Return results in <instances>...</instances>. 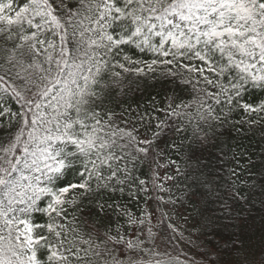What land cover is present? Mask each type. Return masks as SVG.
Listing matches in <instances>:
<instances>
[{
    "label": "snow or ice",
    "instance_id": "6c2138e0",
    "mask_svg": "<svg viewBox=\"0 0 264 264\" xmlns=\"http://www.w3.org/2000/svg\"><path fill=\"white\" fill-rule=\"evenodd\" d=\"M126 48L165 58L153 59L148 71L158 63L197 61L180 65L195 74L181 81L192 86L191 101L170 98L167 107L154 109L163 119L139 116V126L130 127L117 123L123 114L105 109L106 99L122 88L123 73L144 72L127 66L136 61ZM249 89L264 94V0H0V131L7 135L0 141V264H160L146 259L151 228L146 237L120 226L80 234L64 223L70 208L81 211L88 201L97 212L111 209L126 218L129 227L143 225V219L102 197L130 187L148 192L149 182L136 175L144 168L159 192L170 191L162 180L183 175L191 181L180 203L192 206L191 227L200 234L189 233V244L198 247L203 235L231 227L221 219L239 220L231 213L243 210L240 200L251 204V194H233L231 209L225 203V216H215L207 206L213 189L203 190L208 182L201 179L196 152L220 134L237 109L248 117L240 125H264V100L246 102ZM10 101L19 107H10ZM171 118L184 123L170 124ZM169 130L190 142L180 154L195 164L165 176L176 164L165 162L159 148ZM68 173H75L76 182ZM260 196L264 209V184ZM38 215L46 218L43 223ZM179 235L184 238L183 231ZM235 243L229 252H243L242 257L223 259L228 253L219 245L198 254L204 264H264ZM212 253L216 259H209Z\"/></svg>",
    "mask_w": 264,
    "mask_h": 264
},
{
    "label": "trees",
    "instance_id": "16d2710c",
    "mask_svg": "<svg viewBox=\"0 0 264 264\" xmlns=\"http://www.w3.org/2000/svg\"><path fill=\"white\" fill-rule=\"evenodd\" d=\"M73 3L76 0H72ZM126 54L131 57L135 64L127 66L135 69L136 67L144 69L142 74L135 71L123 73L122 88H114L112 95L105 101V109H111L117 117L123 114V119H118L117 123L121 126L130 127L132 124L139 126V116H144L145 120L149 117L159 116L164 118L163 113L154 111L156 108L167 107L170 98L176 103H188L191 101L194 93L191 85H184L182 77L195 74L187 73V70L180 67L181 64H196L197 61L177 60L171 65L158 63L153 66V71H148L147 65L151 64L153 59L163 60L164 57H158L151 52H140L134 48H126ZM166 59H172L167 57ZM119 70V69H117ZM175 74V75H173ZM200 87H204L203 84ZM244 100L250 104H257L264 100V94L258 90L249 89V93L245 95ZM9 106L18 108L19 105L15 101H10ZM214 107H219L215 106ZM195 109L193 108V111ZM247 114H242L238 109L230 114L228 123L224 124L217 131V135L203 150L197 148L196 155L199 157L201 179L208 183L204 185L203 190L207 191L209 187L213 189V195L208 198V208L215 216H225L223 211L225 203L229 209L234 204L232 200L233 194L238 196H249L251 194V204L245 205L243 200L239 203L243 205V210L237 209L231 215L239 217L236 219H221V225H231V227L216 229L215 232L205 234L197 241V246L188 243L189 233L199 235L198 230L191 227L194 219L192 206L181 204V194L187 190L186 185L191 183L185 180L183 175H177L175 181H161L170 191L159 192L154 190L151 185V173L146 169L136 172L141 179L147 180L148 192L138 190L135 187L126 189L123 194L116 193L115 196L109 198L108 195L102 197L103 200L114 205H122L134 217L143 219V225H134L129 227L126 218H119L111 209L107 213L97 212L94 203L85 201L81 211L69 209L68 218L64 221L70 228H75L80 234H84L89 228L99 229L101 232L105 228L113 230L120 226L121 230L128 228L131 234L133 228L137 230V234L141 235L139 229L143 230L148 226L150 212L154 210L155 193L163 199L161 211L166 214L169 210L176 220L166 216L158 226L159 243L158 246H150L146 248L151 250L146 259L153 262L159 261L160 264H184L185 260H195L196 264H204V258L198 253H202L214 245L220 246L221 253L225 260L243 256V252H229L233 247V241H236L235 247L249 250L252 256L259 260L264 259V209L261 208L259 200L261 199V185L264 184V131L262 124H256L249 128L247 124L240 125L238 121L246 120ZM130 123L125 125L124 121ZM153 120L152 124L155 125ZM169 123H184L176 118H171ZM237 128L240 130L237 131ZM141 132L145 129L142 127ZM154 130V128H153ZM151 136V131L147 132ZM183 133L177 135L174 130H169L163 134L159 140V148L165 154L164 161L175 160L176 164L171 165L165 176L175 174V168L178 166L184 171H189V165L195 164V161H188L186 156L180 154L187 151L189 141H182ZM7 140V135L0 131V141ZM175 142L184 145L183 149L171 147ZM67 179L76 182L78 177L75 173H68ZM217 196L221 199H217ZM176 200L175 204L171 200ZM199 199V198H197ZM254 205V207L252 206ZM164 208L165 211H164ZM180 212L182 218H180ZM75 217V218H74ZM187 218L188 222L185 223ZM37 219L43 223L45 217L37 216ZM243 221L244 223H241ZM182 224L179 227V224ZM176 228V231H173ZM180 231L184 232V238H180ZM71 238V237H70ZM162 248L165 253L162 255L154 252V249ZM167 258V259H166ZM216 253H212L209 259H216Z\"/></svg>",
    "mask_w": 264,
    "mask_h": 264
},
{
    "label": "rangeland",
    "instance_id": "374dc122",
    "mask_svg": "<svg viewBox=\"0 0 264 264\" xmlns=\"http://www.w3.org/2000/svg\"><path fill=\"white\" fill-rule=\"evenodd\" d=\"M161 171H164V170L162 169ZM158 195L159 194H157V192H156L155 193V197L157 198ZM153 203H154V210L150 212V216L148 218V220H149L148 226L143 230V233H141L142 236L146 237L148 228H151L152 232L154 233V240L153 241H148L147 247L158 246V243H159L158 226L163 221V217L162 216H166V218L169 217L173 221L176 220V216H174L169 210L166 212V214H164L161 211V207L163 206V199H155V201H153ZM165 209L166 208H164V211H165ZM180 218L184 222V219L182 218V213L181 212H180ZM182 224L183 223L179 224V227H181ZM154 252H156L159 255H162L163 253H165L162 248L154 249Z\"/></svg>",
    "mask_w": 264,
    "mask_h": 264
}]
</instances>
